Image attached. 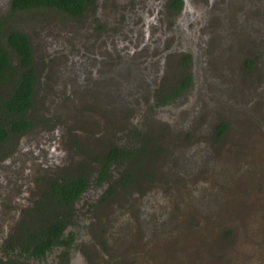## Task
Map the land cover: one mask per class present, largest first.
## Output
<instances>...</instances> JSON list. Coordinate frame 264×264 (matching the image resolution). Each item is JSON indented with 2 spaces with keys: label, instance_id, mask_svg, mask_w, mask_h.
<instances>
[{
  "label": "flooded vegetation",
  "instance_id": "1",
  "mask_svg": "<svg viewBox=\"0 0 264 264\" xmlns=\"http://www.w3.org/2000/svg\"><path fill=\"white\" fill-rule=\"evenodd\" d=\"M162 2L168 6L169 13L179 15L173 24L167 25L171 29L163 38H179L182 42L180 49L185 50L183 60L189 62V66L184 67H192V71L184 74L178 86L161 96V102L165 105L173 100L180 101L182 97L185 100L182 107L172 108V154L170 157L164 154V160L160 159L161 170L162 165L170 162L166 165V171L178 180L179 186L168 188L166 196L150 195L154 197L143 198L141 204L137 203L124 215L116 214L117 210H113L108 218L102 217L100 224L95 225L85 237L91 240L83 248L87 255L85 264H264V225L259 226L263 232L257 227V216L261 206L264 207V135L248 123L249 118H256L255 115L264 116V84H260L256 90H250L240 70L243 61L247 73L257 66L255 56L253 58L250 53L256 52L264 42V0H210V6L204 5L197 10L187 8L190 0ZM98 3L100 0L91 1L81 15L54 6L30 9L54 8L79 18ZM149 5L141 13L140 22L146 29L160 27V18ZM149 32L146 31V34ZM162 41L151 44L150 52L143 50L142 55L139 53L143 44L135 41L134 48L125 49L129 53L122 51L124 64L108 69L109 72L99 77H90L92 71L88 66L86 81L81 75L74 78L71 75L68 77V80H72L71 84L63 83L68 89L74 90L88 84L90 96H97V101L87 104L96 105L100 100L111 105L118 102L115 108L118 113L119 108L126 107L128 101L143 95L144 89L150 88L152 79L148 74L152 72L147 69L149 64L144 70L139 62L141 57H150L147 59L152 62L155 59L152 52L160 50ZM250 49L253 51L250 52ZM12 58L17 63L14 53ZM187 75L191 77L189 85L181 90L176 89L181 87ZM11 85L12 91L15 84ZM36 88L37 83L35 101ZM138 89L140 93L136 92ZM190 90L188 95L187 91ZM11 91L4 97H8ZM254 93H259L258 97L261 95L262 107L253 101L257 98ZM35 101L24 114L11 116L25 118L30 122L29 127L23 131H12L6 139L0 141V145L14 137L22 136L24 139L32 132L34 122L30 112ZM191 136L201 139L190 148L181 145ZM180 137H183L181 141ZM226 137L230 138L229 141H224ZM48 143L49 140L39 145L40 150L46 153L45 159H51L48 155L50 150L45 145ZM116 148L121 154L110 160L109 156ZM132 152L124 146L114 144L110 147L102 161L103 166L98 174L100 178L108 173L115 161ZM23 153L11 151L0 158V227L7 231L14 223L12 216L19 207L22 208L17 214L18 222L20 219L24 221V218L27 220L26 228L21 226L18 231L20 235L17 233L14 240L2 244L0 241V249L7 254L22 255L29 264H44L51 252L58 250L56 264H79L72 254L74 249H79L80 235L84 231L80 225L68 228L67 223L71 220V214L75 215L79 210L77 202L82 201L92 181L90 174L78 168H74V172H57L56 168L48 167V171L43 172L46 174V189L43 191L42 188L35 199L31 196V199L24 201L21 198L27 194L21 189L35 186L37 170L40 169L38 165L43 156L38 155L39 151L31 145ZM25 155L31 156L32 160H27ZM20 158L26 160L27 164L20 163ZM131 175V172H127L121 178L123 187L133 178H130ZM77 178L85 180V184H82V191L75 198L69 199L64 187ZM260 187H263L262 191H259ZM111 193L112 189H109L107 194ZM96 201L99 208L103 203L117 206L111 202L112 199ZM91 204L85 209L89 208L92 216L96 205ZM37 218L41 220L37 221ZM52 223H60L61 232L50 241V247L43 254L36 255L34 250L37 240L47 239L51 235ZM261 223L264 220L261 219ZM221 224L238 225L231 234L241 239L240 246L235 250L229 244L220 246L216 239ZM27 246L30 247L29 251L25 249Z\"/></svg>",
  "mask_w": 264,
  "mask_h": 264
},
{
  "label": "rangeland",
  "instance_id": "2",
  "mask_svg": "<svg viewBox=\"0 0 264 264\" xmlns=\"http://www.w3.org/2000/svg\"><path fill=\"white\" fill-rule=\"evenodd\" d=\"M147 3L159 16L160 27L146 29L145 25L140 22V15L144 9H147L145 8L148 7ZM204 5L210 6V0H190L187 8L197 10ZM167 7L162 0H100V3L89 9L86 15L78 18L54 8L43 7L15 11L12 8V0H0V42L6 44V36L12 30L26 33L32 43L37 74L36 103L30 112L34 129L24 139L22 136L14 137L7 143L1 144L0 158L11 151H18L24 155V150L30 145L39 151L38 155L43 156V160L38 165L40 169L37 170L35 186H26L21 189L27 194L21 198L24 201L31 199V196L35 199V195L42 192L40 191L42 188L43 191L46 189V174L43 172H47L48 167L56 168L57 172L62 170L74 172V168H78L90 174L92 181L82 201L77 202L79 210L75 212V215L71 214V220L67 223L68 228L80 225L82 232L84 231L80 235L79 249H74L72 254L79 264L86 263L87 255L83 248L91 241L85 237L91 233L95 225L100 224L102 217L108 218L113 210H117L116 214L124 215L137 203L141 204L140 200L143 198L154 197L150 195L166 196L168 188L179 186L178 180L166 171V165L170 162L162 165L161 170L160 159L164 160V154L168 157L172 154L171 147L174 140L170 138V122L174 118L172 108L182 107L185 100L182 97L180 101L173 100L165 105L161 102V96L162 93H167L178 86L184 74L192 71V67H184L189 66V62L185 63L183 60L185 50L180 49L182 47L180 39L174 36H166V40L163 38V35L171 29L167 25L173 24L179 16L177 13L175 15L169 13ZM149 21L152 23V20ZM136 26L140 28L139 31ZM150 29L152 31L149 32ZM146 31L149 32L148 35ZM162 39L160 50L152 52L155 59L151 62L148 61L150 57H147L148 59L141 57L142 60L139 62L144 70L149 64L147 69L152 72L148 74L152 79L150 88L144 89L143 95L128 101L126 107L119 108L118 113L115 110L118 102L111 105L100 100L96 105L87 104L97 101V96H90L91 91L88 90V84L81 89L74 90L68 89L63 83L71 84L72 80H68L71 75L73 78L79 75L85 78L88 66L92 71L90 77L104 75L107 71L109 72L108 69L124 64L122 51L134 48L135 41L142 42V51L139 53L142 55L143 50L150 52L151 44ZM125 51L129 53V50ZM250 54L257 60L256 68L254 67L248 73L245 72L243 61L240 70L246 86L250 90H256L260 84H264V42L256 52ZM147 61L148 63H145ZM90 63L91 65H88ZM92 65L93 69H91ZM84 80L86 81V78ZM12 86L11 83L0 84V96L4 97L11 91ZM136 92L140 93L141 90L138 89ZM187 92L189 95L191 90ZM254 95L257 98L253 101L257 102V106L262 107L261 95L259 97V93H254ZM76 97L78 99H75ZM79 97L82 99L80 100ZM255 116L256 118H249L248 123L258 128L259 133L264 135V116L260 114ZM182 139L183 137H180V141ZM200 139L191 136L186 138L181 145L190 148ZM229 139L226 137L224 141H229ZM47 140L49 143L45 145L50 150L48 155L51 159H45L46 153H43L39 147L41 142ZM114 144L124 146L133 152L115 161L108 173L100 178L99 171L101 172L103 166V158ZM27 160H32V157L27 156ZM22 162L24 165L27 164L26 160L20 158V163ZM0 167H2L1 164ZM127 172H131L130 178H133L127 183L128 185L123 187L124 183L121 178ZM107 189H112V193L107 194ZM262 190L263 187H260L259 191ZM111 195L113 196L110 198ZM97 199H108V201L112 199L111 202L120 208L117 209V206H110L107 203H103L99 208ZM89 203H92L90 206L96 205L92 216L89 208L85 209ZM21 208L19 207L16 210L17 213L13 214L14 223L7 228V231L0 227L1 244L4 241L14 240L17 233L20 235L18 231L21 226L23 229L26 228L25 218L24 221L21 222L20 219L18 222L17 214ZM104 208H109V210H103ZM53 214L52 209L51 215ZM31 218L35 220L34 215ZM37 219V221L41 220ZM261 219L264 220L263 206L257 216V227L263 232L260 228L264 225ZM220 226L216 236L220 246L229 244L235 250L238 245L240 246L241 239L238 240L237 235L231 234L234 227L238 225L221 224ZM57 252L58 250L51 252L44 264H56ZM0 264L29 263L22 255L7 254L6 251L3 252L0 249Z\"/></svg>",
  "mask_w": 264,
  "mask_h": 264
},
{
  "label": "trees",
  "instance_id": "3",
  "mask_svg": "<svg viewBox=\"0 0 264 264\" xmlns=\"http://www.w3.org/2000/svg\"><path fill=\"white\" fill-rule=\"evenodd\" d=\"M93 0H13L12 6L15 10L30 9L32 7L54 6L74 15H81L87 5ZM7 46L0 43V82L14 83L13 90L8 97L0 98V141L6 139L12 131H23L30 125L25 118L11 117L14 114H24L32 107L35 97L34 91L37 83L36 69L33 62V50L27 34L21 31L12 30L8 32ZM16 55L17 63L12 58ZM18 66V67H17ZM191 81L190 75L186 76L181 90L187 87ZM121 151L117 148L112 151L109 159L118 157ZM82 184L85 180L77 178L64 187L69 199L75 198L82 191ZM60 223H52L51 235L47 239H38L35 254H43L46 248L50 247V241L61 232ZM29 246L25 249L29 251Z\"/></svg>",
  "mask_w": 264,
  "mask_h": 264
}]
</instances>
